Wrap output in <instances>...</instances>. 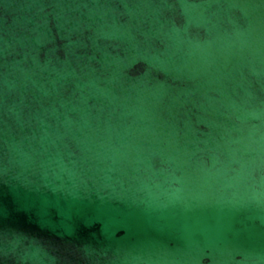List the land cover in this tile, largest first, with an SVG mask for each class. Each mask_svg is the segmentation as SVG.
<instances>
[{"label": "water", "instance_id": "1", "mask_svg": "<svg viewBox=\"0 0 264 264\" xmlns=\"http://www.w3.org/2000/svg\"><path fill=\"white\" fill-rule=\"evenodd\" d=\"M0 264H264V0H0Z\"/></svg>", "mask_w": 264, "mask_h": 264}]
</instances>
